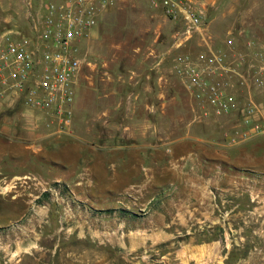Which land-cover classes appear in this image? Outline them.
I'll return each mask as SVG.
<instances>
[{
	"label": "rangeland",
	"instance_id": "1",
	"mask_svg": "<svg viewBox=\"0 0 264 264\" xmlns=\"http://www.w3.org/2000/svg\"><path fill=\"white\" fill-rule=\"evenodd\" d=\"M42 1L0 0V32L30 35ZM195 2L205 25L177 46L150 0H113L80 44L59 136L0 99V264H264V134L230 142L237 117L207 113L173 69L182 54L242 55L246 81L228 88L263 105L264 0ZM150 159L148 179L130 167Z\"/></svg>",
	"mask_w": 264,
	"mask_h": 264
},
{
	"label": "built area",
	"instance_id": "2",
	"mask_svg": "<svg viewBox=\"0 0 264 264\" xmlns=\"http://www.w3.org/2000/svg\"><path fill=\"white\" fill-rule=\"evenodd\" d=\"M150 1L178 26L173 36L177 46L202 31L204 15L195 0ZM112 3L113 0H43L41 15L31 18L30 35L21 36L14 29L1 31L0 99L9 94L25 107L44 113L55 128L53 134L68 131L82 64L80 44ZM231 42V38L227 40V44ZM258 49L264 60V42ZM226 59L225 53L211 50L194 60L182 54L174 58L173 69L183 77L185 87L208 105L207 113L237 117L230 142L264 134V104L242 103L228 88L232 77L246 81L239 71L246 60L242 55L229 63ZM252 83L263 84L259 72L253 75Z\"/></svg>",
	"mask_w": 264,
	"mask_h": 264
},
{
	"label": "crops",
	"instance_id": "3",
	"mask_svg": "<svg viewBox=\"0 0 264 264\" xmlns=\"http://www.w3.org/2000/svg\"><path fill=\"white\" fill-rule=\"evenodd\" d=\"M159 94H161V93H159ZM11 101L12 102H10V103H13L14 104L13 99ZM2 103L3 102H0V104H2ZM17 103L21 104V106H24L21 102H17ZM27 111H30V108H27ZM59 135L60 134H57V136H59ZM148 135H151V134H147V136ZM155 136H156V134H155ZM141 147L142 148H146L147 147V144L146 145L142 144ZM143 152H144L143 158L144 157L147 158V156H145L146 151H143ZM150 160H151L150 162H146V161L144 162V161H142L141 164H139V165H136V164H133L132 165L131 164L130 167H134V168H137V169H139V168L142 169L141 174L144 175L145 179H148L149 177H151L152 175H154V169L156 170V169L162 168L156 162H153L152 159H150Z\"/></svg>",
	"mask_w": 264,
	"mask_h": 264
}]
</instances>
